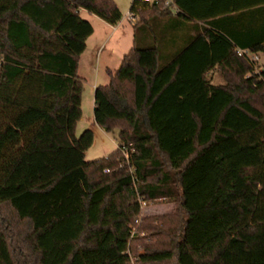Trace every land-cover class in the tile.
<instances>
[{
  "label": "trees",
  "instance_id": "16d2710c",
  "mask_svg": "<svg viewBox=\"0 0 264 264\" xmlns=\"http://www.w3.org/2000/svg\"><path fill=\"white\" fill-rule=\"evenodd\" d=\"M80 8L122 17L0 0V264H264V0H132L134 45L94 89L118 146L92 161Z\"/></svg>",
  "mask_w": 264,
  "mask_h": 264
},
{
  "label": "crops",
  "instance_id": "0c3cea01",
  "mask_svg": "<svg viewBox=\"0 0 264 264\" xmlns=\"http://www.w3.org/2000/svg\"><path fill=\"white\" fill-rule=\"evenodd\" d=\"M116 1L120 3V0ZM149 2H152V0H149ZM79 10L84 18L90 20L92 26H94V31L86 39V48L80 54L78 73L84 79V84L87 83L91 85V88L95 93L94 89L97 85L109 82L110 74H108V70L117 69L121 65L124 54H126L134 45V23L136 18L132 19L130 17V9L128 15L125 14L124 9H121L122 17L120 21L115 24H111L95 13L83 8H80ZM217 74H219V70H217L216 67L211 68L208 71V75L212 77L213 82H215L214 79ZM91 123V128L94 131V137L97 131L99 132L100 130H104L96 122L95 118L91 121ZM105 155L107 156L108 154ZM249 173L250 169L248 170V174ZM257 187L258 185H256L255 189Z\"/></svg>",
  "mask_w": 264,
  "mask_h": 264
},
{
  "label": "rangeland",
  "instance_id": "374dc122",
  "mask_svg": "<svg viewBox=\"0 0 264 264\" xmlns=\"http://www.w3.org/2000/svg\"><path fill=\"white\" fill-rule=\"evenodd\" d=\"M116 1V0H115ZM132 0H120L118 4L120 9H124L125 14L128 15L129 5ZM172 2L173 0H167ZM260 65H264V54H261L258 63ZM216 83L219 81H224L222 77L221 71L219 70V74H217L214 79ZM82 95V107H83V115L80 121L78 122L76 133L79 135L83 130L90 128L91 129V121L94 119V91L91 88V85L85 83ZM118 131H107L100 130L96 132L94 137V142L86 151V159L92 161V159H96L102 156H106L108 152L115 150L118 146ZM175 205V201H171L168 198H158L148 204L143 206L144 214H158V213H166L170 212ZM3 211L6 210V206L1 205ZM133 261H128L127 264H132Z\"/></svg>",
  "mask_w": 264,
  "mask_h": 264
},
{
  "label": "built area",
  "instance_id": "2783aa9c",
  "mask_svg": "<svg viewBox=\"0 0 264 264\" xmlns=\"http://www.w3.org/2000/svg\"><path fill=\"white\" fill-rule=\"evenodd\" d=\"M145 1H149V0H145ZM130 17L133 19V17H132L131 15H130ZM243 52H245V51L239 50V53H243ZM251 57H252V59H254V60H256V61H258V60L260 59V55H259V54H254V55H252ZM127 152H128V149H127V148H124V149H123V153L126 154V156L128 157ZM145 204H146V202L143 201V206H144ZM134 228H135V227H133V229H134Z\"/></svg>",
  "mask_w": 264,
  "mask_h": 264
}]
</instances>
